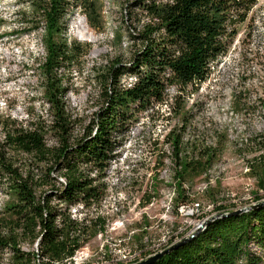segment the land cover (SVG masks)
Instances as JSON below:
<instances>
[{"label":"rangeland","instance_id":"374dc122","mask_svg":"<svg viewBox=\"0 0 264 264\" xmlns=\"http://www.w3.org/2000/svg\"><path fill=\"white\" fill-rule=\"evenodd\" d=\"M39 1L0 2V140L2 125L16 122L45 128L48 146L57 147L56 118L44 99L45 82L38 69L45 57L44 24L38 23L34 10ZM77 2L68 17L67 37L88 44L90 50L77 66L60 71L72 144L103 106L102 76L114 65L129 64L141 47L134 35L155 23L132 8V0ZM131 82L128 77L122 80L124 85ZM127 129L119 136L123 146L117 157L98 181L103 199L75 207L85 233L72 264H138L192 235L220 207L232 212L264 202L258 161L264 145V0H258L205 82L171 86L163 104L139 113ZM173 131L184 134V143L211 147L218 154L204 175L186 185L191 194L187 204L199 203L204 210L199 216L178 210L175 155L168 138ZM18 158L25 176L31 174L40 184L38 194L46 191L41 180L49 164L37 166L28 155ZM52 176L57 186L64 182L59 173ZM7 201L6 186L0 184V221ZM21 249L36 251L37 245L23 243ZM250 249L263 254L255 244ZM0 264H12L10 252L0 254Z\"/></svg>","mask_w":264,"mask_h":264},{"label":"trees","instance_id":"16d2710c","mask_svg":"<svg viewBox=\"0 0 264 264\" xmlns=\"http://www.w3.org/2000/svg\"><path fill=\"white\" fill-rule=\"evenodd\" d=\"M257 2L132 0V8H139L155 23L134 35L141 47L131 62L123 68L114 65L102 76L103 106L83 137L73 144L60 71L77 66L90 50L88 44L67 37L68 17L78 2H34L38 23L44 24L45 57L38 69L45 82L44 99L56 118L54 129L60 144L48 146L43 127H24L16 122L2 125L0 184L6 186L8 201L0 221V254L10 252L12 264H72L83 247L81 237L85 233L72 217V210L103 199L98 181L105 177L123 146L119 136L130 131L125 129L139 113L163 104L171 86L205 82L213 65L229 52ZM124 77L132 82L122 84ZM168 138L175 155L176 202L187 205L191 194L186 185L204 175L218 154L211 147L184 143L182 132L173 131ZM262 149L258 161L264 176V145ZM20 155L34 157L37 166L49 164L41 180V186L48 189L42 194L37 190L40 184L31 174L25 176L22 165L19 167ZM53 172L64 177L60 186L53 182ZM95 172L97 176L92 177ZM261 186L264 188V182ZM218 209L220 213L224 210ZM23 243L36 244L37 250L25 252ZM252 244L263 254H253ZM153 264H264V206L216 219L198 236Z\"/></svg>","mask_w":264,"mask_h":264},{"label":"water","instance_id":"95a60500","mask_svg":"<svg viewBox=\"0 0 264 264\" xmlns=\"http://www.w3.org/2000/svg\"><path fill=\"white\" fill-rule=\"evenodd\" d=\"M264 206V202H260L256 205H252L251 207H249L248 209H244V210H234L232 212H228V211H222V213H218L217 215H214L206 220H203L202 222H200L198 224V227L195 229L196 231L188 236V237H185L184 239H182L180 242H178L177 244H174L173 246H171L169 249L165 250L164 252L162 253H159L151 258H149L148 260L146 261H143L141 263H138V264H153L157 261H159L160 259H162L164 256H166L167 254H169L170 252H172L173 250L177 249L178 247H180L181 245H184L185 243L189 242L191 239H193L194 237L198 236L202 231L205 230V228L213 221H215L216 219H219V218H224V217H227L229 215H234V216H238L242 213H247V212H250L251 210L253 209H256L258 207H262ZM204 228V229H203Z\"/></svg>","mask_w":264,"mask_h":264},{"label":"built area","instance_id":"2783aa9c","mask_svg":"<svg viewBox=\"0 0 264 264\" xmlns=\"http://www.w3.org/2000/svg\"><path fill=\"white\" fill-rule=\"evenodd\" d=\"M178 210L182 213V212H187V214H190V216H199L200 214H202L204 212L201 204L199 203H193V204H187V205H181L179 206ZM76 213L77 210L74 208L72 210V217L74 219H76ZM75 259V257L73 258V260Z\"/></svg>","mask_w":264,"mask_h":264},{"label":"bare ground","instance_id":"6f19581e","mask_svg":"<svg viewBox=\"0 0 264 264\" xmlns=\"http://www.w3.org/2000/svg\"><path fill=\"white\" fill-rule=\"evenodd\" d=\"M91 42H93V41H91Z\"/></svg>","mask_w":264,"mask_h":264}]
</instances>
